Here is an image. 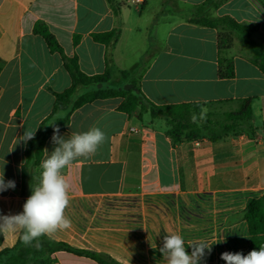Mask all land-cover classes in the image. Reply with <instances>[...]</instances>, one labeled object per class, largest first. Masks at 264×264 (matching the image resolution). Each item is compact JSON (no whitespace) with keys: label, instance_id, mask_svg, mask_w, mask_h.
Masks as SVG:
<instances>
[{"label":"crops","instance_id":"obj_1","mask_svg":"<svg viewBox=\"0 0 264 264\" xmlns=\"http://www.w3.org/2000/svg\"><path fill=\"white\" fill-rule=\"evenodd\" d=\"M113 1L117 12L108 0H0V173L16 184L0 192V213L22 211L31 186L39 183L44 150L50 154L55 147L52 132L39 164H28L20 136L68 116L61 136L99 127L106 141L95 155L64 170L72 227L53 240L113 264H166L159 252L166 232L182 235L185 247L224 237L200 264H226L221 253L250 244L248 202L264 199V73L253 63L252 51L238 43L230 53L234 77H219V29L189 20L207 0ZM209 12L256 25L252 38L264 43L260 0H226ZM37 22L48 27L66 56L78 59L86 75L108 69V47L94 36L117 30L111 80L121 71L136 76L141 92L156 105L241 106V100L251 99L254 120L227 133L216 127L221 135L214 139L174 144L163 121L147 123L139 109L120 111V97L53 113L55 93L69 89L72 77L62 55L34 32ZM91 88L96 86L80 87L74 99ZM20 235L2 236L0 250L15 247ZM49 264L104 263L57 250Z\"/></svg>","mask_w":264,"mask_h":264},{"label":"trees","instance_id":"obj_2","mask_svg":"<svg viewBox=\"0 0 264 264\" xmlns=\"http://www.w3.org/2000/svg\"><path fill=\"white\" fill-rule=\"evenodd\" d=\"M115 11L117 6L113 0H108ZM226 0H207L203 4L196 7V13L189 18L190 22L217 28L219 29L217 49H218V74L220 78L230 79L235 75L234 59L231 56V49L233 47V36L231 32H236L242 39L244 44L252 51V61L264 73V43L257 42L252 38V34L256 31L257 26L253 24L239 23L229 16L212 17L204 14L203 11H209L210 8H217ZM264 7V0H260ZM228 30V31H225ZM34 32L40 34L47 43L50 50L58 52L62 55L64 66L72 77V86L62 93H55L56 100L53 107V113L62 109L70 108V111L81 107L86 103L93 102L98 99H106L112 97H122L123 100L119 105V110L131 114L136 109H139V118L147 123L161 120L165 123L166 133L171 138L174 144L183 141H194L201 138L214 139L220 137L215 129L220 127L221 131L227 133L235 130L240 126V122L254 120V113L252 109L251 99L241 100V106L238 111L227 114V121L215 125L209 119L198 120L194 123L192 116L195 114L199 117L202 108L206 103L193 102L170 105H156L151 102L138 88L137 92L131 90H117L112 88H99L87 91L79 95L76 99L78 89L82 86H89L91 84L106 83L111 79L109 70L111 64V49L114 46L119 32L113 30L110 32L96 34L94 39L107 45L108 52L106 61L108 69L103 74L89 76L83 73L78 64L76 57H68L65 55L63 48L60 46L55 36L49 31L48 27L42 23L37 22ZM122 74H132L121 71ZM69 115V114H68ZM68 122V116L58 122L46 125L42 123L40 130L35 135L34 139L27 143L26 157L27 163L38 165L44 150V144L48 137L53 132V127L64 128ZM245 218L248 222L249 231L251 234L250 244L246 249L236 250L232 252H243L247 254L252 249H258L264 245V199H251L246 208ZM21 236V235H20ZM2 235H0V243ZM42 247L36 249L34 246H25L20 238L11 249L0 250V264H49L50 256L57 250H67L79 255H86L104 264H113L104 261L99 256L85 250L74 249L69 245L57 242L47 237L41 238ZM35 242H33L34 244Z\"/></svg>","mask_w":264,"mask_h":264},{"label":"clouds","instance_id":"obj_3","mask_svg":"<svg viewBox=\"0 0 264 264\" xmlns=\"http://www.w3.org/2000/svg\"><path fill=\"white\" fill-rule=\"evenodd\" d=\"M204 119H206L204 111L199 117L195 114L192 116L194 123ZM37 128L25 129L19 142L27 144L29 140L34 139ZM51 141L55 147L50 154L47 149L44 150L46 158L41 162L39 183L35 187L31 186V194L25 200L22 211L0 213V235L7 238L11 234L20 233L21 242L36 249L42 247L40 242L42 237L52 239L58 231L72 227L71 219L66 215L71 197L70 185L64 170L81 158L88 159L95 155L106 141V134L99 127H91L84 132H72L65 138L60 135L59 127L54 126ZM15 187V181H5L4 173H0V192ZM166 233L159 248L166 264H200L206 255L211 253L213 244L226 242L224 237L214 242L198 240L185 247L182 235ZM188 248H191V252ZM220 259L226 264H264V245L252 249L247 254L225 251L221 253Z\"/></svg>","mask_w":264,"mask_h":264},{"label":"rangeland","instance_id":"obj_4","mask_svg":"<svg viewBox=\"0 0 264 264\" xmlns=\"http://www.w3.org/2000/svg\"><path fill=\"white\" fill-rule=\"evenodd\" d=\"M157 0H152L151 5H153ZM152 8V7H151ZM150 8V9H151ZM197 10H194L193 13L189 14V18L192 17L193 14L196 13ZM204 14L210 15V12L208 11H203ZM188 16V15H187ZM228 31V30H225ZM233 36V46L234 44H240L243 48H247V46L244 44L242 39L237 35L236 32H231ZM249 49V48H248ZM104 83H97V84H91L89 86H96V88H91L88 89L94 90V89H99V88H112V89H117V90H133L137 92L139 86H138V79L134 75H129V74H122L121 72L118 73V75L114 79H110L108 82H106L107 86H102ZM122 98V97H120ZM123 99V98H122ZM240 108V105H236L234 103H229V104H224V105H205L202 108V111L206 113V119H209L212 121L216 126L219 124H224V123H230L227 121V114L236 112Z\"/></svg>","mask_w":264,"mask_h":264},{"label":"built area","instance_id":"obj_5","mask_svg":"<svg viewBox=\"0 0 264 264\" xmlns=\"http://www.w3.org/2000/svg\"><path fill=\"white\" fill-rule=\"evenodd\" d=\"M141 0H137V2H140Z\"/></svg>","mask_w":264,"mask_h":264}]
</instances>
